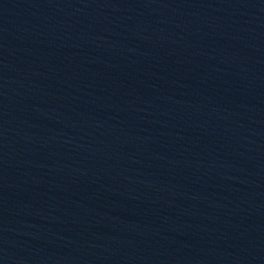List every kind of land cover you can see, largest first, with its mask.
<instances>
[{"label": "water", "instance_id": "obj_1", "mask_svg": "<svg viewBox=\"0 0 264 264\" xmlns=\"http://www.w3.org/2000/svg\"><path fill=\"white\" fill-rule=\"evenodd\" d=\"M0 264H264V0H0Z\"/></svg>", "mask_w": 264, "mask_h": 264}]
</instances>
